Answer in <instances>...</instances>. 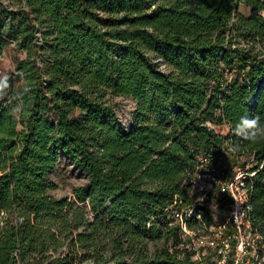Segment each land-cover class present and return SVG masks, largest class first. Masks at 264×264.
Instances as JSON below:
<instances>
[{
	"label": "trees",
	"instance_id": "trees-1",
	"mask_svg": "<svg viewBox=\"0 0 264 264\" xmlns=\"http://www.w3.org/2000/svg\"><path fill=\"white\" fill-rule=\"evenodd\" d=\"M7 44L25 56L0 95V264H215L166 209L198 211L205 234L224 221L206 201L225 195L189 194L203 158L246 171L264 264V139L235 134L264 124V0H0ZM112 94L135 100L128 128ZM60 155L88 176L72 197L49 192Z\"/></svg>",
	"mask_w": 264,
	"mask_h": 264
},
{
	"label": "built area",
	"instance_id": "built-area-1",
	"mask_svg": "<svg viewBox=\"0 0 264 264\" xmlns=\"http://www.w3.org/2000/svg\"><path fill=\"white\" fill-rule=\"evenodd\" d=\"M207 162L208 158H203V165L191 175L189 194L193 196L201 194L199 200H203L209 188H215L227 198L226 218L217 226L211 225L210 233L201 234L187 225L189 218L193 215L200 218V213L191 207L178 206V201L175 200L166 208L170 218L169 223L170 225L177 224L181 228L184 237L189 240L186 246L195 252L193 257L200 258L208 251V248H211L215 252V264H249L247 255L249 251H254L259 236L251 231L248 219L251 204L244 180L246 171L238 167L232 175L228 176L221 166L207 165ZM228 226L233 227L232 233L223 232ZM215 228L218 231L213 230ZM214 233H219V236L213 237ZM244 235L251 239L250 248H252L249 251L246 250L249 239H243ZM232 250H234L233 258L229 261Z\"/></svg>",
	"mask_w": 264,
	"mask_h": 264
},
{
	"label": "rangeland",
	"instance_id": "rangeland-1",
	"mask_svg": "<svg viewBox=\"0 0 264 264\" xmlns=\"http://www.w3.org/2000/svg\"><path fill=\"white\" fill-rule=\"evenodd\" d=\"M240 9L244 12H247V9L243 7H241ZM24 56L25 51L16 49L13 44H7L0 52V78H3L5 76L8 77L10 73L16 72V62ZM110 101L115 106L117 119L120 122L121 126L124 128H128L133 119L135 100L128 95L112 94L110 96ZM48 177L53 184L49 189V192L52 195L56 197L69 195L72 197L73 188L79 184L84 183L87 180L88 176L84 170L76 167L70 159L66 158L63 155H60ZM210 191H212L211 193H214V195H217V193L219 195V192H217L215 188L210 187L208 192ZM194 197L195 199H200L201 194H195ZM203 199H205V196ZM206 206L211 211V214L213 215L215 220L221 221L226 218V208L224 206H221L215 201L213 202L212 199L206 201ZM213 230L218 231L216 228ZM199 233L205 234V231H202L200 229ZM212 236L216 238L219 236V233H214ZM243 239H249V244L247 243L249 247L247 246L246 250H251L252 247L250 248V237L244 235ZM185 242V245H187V243H189V240L187 239ZM146 245L148 252L152 254L164 245L163 238L148 239ZM207 250L209 252L213 251L211 248H208ZM85 263L91 264L90 261H85Z\"/></svg>",
	"mask_w": 264,
	"mask_h": 264
},
{
	"label": "clouds",
	"instance_id": "clouds-1",
	"mask_svg": "<svg viewBox=\"0 0 264 264\" xmlns=\"http://www.w3.org/2000/svg\"><path fill=\"white\" fill-rule=\"evenodd\" d=\"M8 86V78L6 76L0 78V95L4 94ZM235 134L246 141L256 142L264 139V124L257 117L251 119L247 117L241 118L235 128Z\"/></svg>",
	"mask_w": 264,
	"mask_h": 264
}]
</instances>
